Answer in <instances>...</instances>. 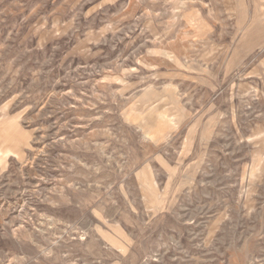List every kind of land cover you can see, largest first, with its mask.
<instances>
[{
  "label": "rangeland",
  "instance_id": "374dc122",
  "mask_svg": "<svg viewBox=\"0 0 264 264\" xmlns=\"http://www.w3.org/2000/svg\"><path fill=\"white\" fill-rule=\"evenodd\" d=\"M0 264H264V0H0Z\"/></svg>",
  "mask_w": 264,
  "mask_h": 264
}]
</instances>
